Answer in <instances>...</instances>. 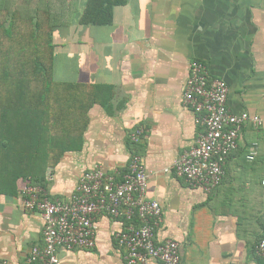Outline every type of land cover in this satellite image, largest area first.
<instances>
[{"label": "crops", "instance_id": "1", "mask_svg": "<svg viewBox=\"0 0 264 264\" xmlns=\"http://www.w3.org/2000/svg\"><path fill=\"white\" fill-rule=\"evenodd\" d=\"M67 1L55 78L97 84L101 92L82 149L66 152L46 174L50 197L70 198L96 164L124 172L139 155L150 175L146 195L163 206L156 238L179 242L180 264H264L257 251L264 237V124L243 126L212 192L172 168L202 129L183 102L192 60L227 82L233 112L264 120V0H122L106 12L107 23L88 25L80 23L87 0ZM22 184L16 194H0V258L13 264H24L44 241L43 218L24 208ZM124 224L100 214L95 247L60 248L59 264H124L116 238Z\"/></svg>", "mask_w": 264, "mask_h": 264}, {"label": "built area", "instance_id": "2", "mask_svg": "<svg viewBox=\"0 0 264 264\" xmlns=\"http://www.w3.org/2000/svg\"><path fill=\"white\" fill-rule=\"evenodd\" d=\"M229 86L212 77L206 63L192 60L185 83L183 102L202 126L195 143L173 163L177 176L189 184L212 192L222 182L225 164L239 147L243 126L264 124L258 115L235 113L228 105ZM139 139L135 137V140ZM257 154L254 144L249 158ZM51 173V169L48 171ZM149 173L139 155H134L124 172H107L95 165L81 176L76 191L68 199H53L41 185H25L21 191L26 210L43 218V245L31 250L24 264H59V249H92L97 239V217L108 214L120 218L124 226L116 233L126 250L124 264H180V244L175 239L160 242L156 232L162 223L163 206L146 195ZM257 251L264 257V237ZM0 264H13L0 258Z\"/></svg>", "mask_w": 264, "mask_h": 264}, {"label": "trees", "instance_id": "3", "mask_svg": "<svg viewBox=\"0 0 264 264\" xmlns=\"http://www.w3.org/2000/svg\"><path fill=\"white\" fill-rule=\"evenodd\" d=\"M67 0H0V194L47 189L48 171L82 149L101 86L55 78ZM122 0H87L82 24L107 23ZM20 191V192H21Z\"/></svg>", "mask_w": 264, "mask_h": 264}]
</instances>
